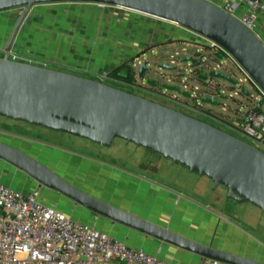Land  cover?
I'll list each match as a JSON object with an SVG mask.
<instances>
[{"label": "water", "instance_id": "obj_1", "mask_svg": "<svg viewBox=\"0 0 264 264\" xmlns=\"http://www.w3.org/2000/svg\"><path fill=\"white\" fill-rule=\"evenodd\" d=\"M94 3L122 8L179 25L225 49L264 92V42L241 22L204 0H0V12L24 8L7 53L0 56V117L82 138L103 147L116 139L144 148L224 187L227 198L250 203L264 212V151L207 122L163 104L105 84L98 79L43 64L9 59L13 41L35 6ZM185 59L184 62H188ZM147 61L139 75L146 73ZM163 69H175L165 63ZM237 85L228 74L213 70L208 78ZM217 87V86H216ZM169 93L186 98L180 86L164 83ZM201 104L220 106L216 89L207 86ZM220 91V89H219ZM249 97L242 86L240 92ZM220 100L229 99L222 95ZM0 160L26 173L92 212L139 230L204 259L223 264H264L206 245L85 192L36 157L0 140Z\"/></svg>", "mask_w": 264, "mask_h": 264}, {"label": "crops", "instance_id": "obj_2", "mask_svg": "<svg viewBox=\"0 0 264 264\" xmlns=\"http://www.w3.org/2000/svg\"><path fill=\"white\" fill-rule=\"evenodd\" d=\"M100 7L104 6L94 3L35 6L17 35L15 47H22L21 50L31 54L87 71L100 79L106 62L111 60V55L99 54L98 48H80L79 45L89 42L90 38L75 30V24L57 25L58 22H63L64 18L82 17L83 14L87 17L86 20L92 19L93 14L90 11L94 12ZM47 12L56 17L55 25L50 26L52 29L59 30V26L73 28L72 31L66 30L71 33L68 35L66 32L68 39L64 40L61 34L55 40H52L53 36L38 37L37 31L42 30L43 14ZM19 20L20 18L15 19L9 26H0V47H7L10 35ZM71 21L73 23V20ZM51 40L57 47L49 51L47 47ZM40 46L42 48H39ZM90 53L93 56H90ZM13 142H16L17 148L36 157L79 189L109 204L197 242L264 262V212L260 210L263 214H258L251 208L255 207L252 204H240L228 199L227 189L224 187L225 190H220L219 194V190L213 189V182L205 176L191 172L155 153L152 156L147 154L150 169L135 170L82 153L54 147L46 148L43 144L36 145L23 137L14 136ZM135 151L138 152L137 149ZM0 183L25 194L39 192L41 201L55 207L64 215L91 225L130 247L143 249L159 259L174 264L211 262L100 216L63 194L41 186L26 173L3 160H0Z\"/></svg>", "mask_w": 264, "mask_h": 264}, {"label": "rangeland", "instance_id": "obj_3", "mask_svg": "<svg viewBox=\"0 0 264 264\" xmlns=\"http://www.w3.org/2000/svg\"><path fill=\"white\" fill-rule=\"evenodd\" d=\"M24 10V8H18L2 12L0 26H9L13 24L15 19L18 20L21 18ZM85 11L86 10H82V12ZM87 13H89V11H87ZM90 13L93 14L92 19L86 20L87 17L85 14H83L82 17L76 18L74 16H69V19L64 18L63 22H58L57 25L66 23L75 24V30L81 32V35H86L90 38L89 42L87 41L85 44L79 45L80 48L84 50H88L89 48L96 50L98 48L99 54L105 56L111 55L112 58L123 57L124 55L120 54L122 51L125 52L126 55H130L137 53L140 49L146 48L149 45H151L150 47L156 45L157 47L155 49L144 56L150 63V69L152 71L147 74V77H157L160 78L159 80L165 79V81H175V84L182 88L187 87L193 92H201V94L205 92L204 90L206 88L202 86L197 75L194 74L196 71L194 66L188 62H184L185 56L193 54L196 50L204 51V48L201 47V42H205L203 39L204 37L185 30L175 23L127 9L104 6L94 12L90 11ZM55 18V15L51 12L43 14V22H41L42 30L37 31L39 34L38 37L44 35L53 36L52 40H55V38L61 34L64 40L68 39V35L71 33L66 30L72 31L73 28L66 29L64 27L60 28L59 26V30L52 29L50 26H53L51 24L55 23ZM71 20H73V23H71ZM156 35L157 39L153 40V37ZM52 40L50 41L51 44L47 47L49 51L57 47L52 43ZM160 41H164V43ZM13 48L15 50L22 49V47L16 48L15 46ZM39 48H42V46ZM47 49L45 52L48 51ZM0 56L3 55L0 53ZM90 56H93V54L90 53ZM87 59L90 60L89 58ZM227 62L234 70L236 77L244 80L245 75L242 71L237 69L235 61L229 58ZM160 63L177 66V70L173 72L168 69H163L160 67ZM215 63L214 60H211L207 70H212L214 68L221 70ZM221 71H223V68ZM157 74L161 76H157ZM80 75L88 76L86 74ZM214 81L215 83L222 82L226 84L224 80L215 79ZM215 83H213V85L216 88L217 83ZM243 84L250 89L251 93L254 92L249 82L243 81ZM192 87H194V89ZM170 94L176 96V93ZM253 97H258V95L253 94ZM260 99L261 98H258V101H260ZM221 102L224 104L213 107L214 111L223 113L236 124L241 123V114L245 113L248 108L252 106V100L250 98H246L237 93L231 94L229 99L221 100ZM206 107L209 108L211 106L208 105ZM14 136L30 139V141L36 145L43 144L47 146L46 148L54 147L70 152L82 153L90 157L104 159L135 170H148L151 168L147 154L152 156V152L137 147L134 144H127V142L120 139H116L110 147H103L82 138L0 117V140L5 141L13 147H17L16 142H13ZM135 149H137V153ZM216 190H219L218 192L221 194L220 190L225 189L220 186L215 189V191ZM248 206L251 207V205ZM251 208L256 213L263 214L262 211L258 208L256 209V207Z\"/></svg>", "mask_w": 264, "mask_h": 264}, {"label": "built area", "instance_id": "obj_4", "mask_svg": "<svg viewBox=\"0 0 264 264\" xmlns=\"http://www.w3.org/2000/svg\"><path fill=\"white\" fill-rule=\"evenodd\" d=\"M204 1L233 16L264 42V0ZM212 43L231 57L221 46ZM9 59L23 61L12 54ZM240 69L245 78L238 79L237 92L241 91L242 86H246L243 81L249 82L254 92L251 93L246 86L250 93L246 98L252 100V106L241 114L240 124L232 122L223 114L219 121L225 132L264 151V92L241 67ZM98 80L127 91L123 84H112L115 81L106 76ZM253 94L258 97H253ZM258 98H261L260 101ZM0 264L174 263L151 256L143 249L130 247L91 225L64 215L41 201L39 192L25 194L0 183ZM210 264L223 263L211 261Z\"/></svg>", "mask_w": 264, "mask_h": 264}, {"label": "flooded vegetation", "instance_id": "obj_5", "mask_svg": "<svg viewBox=\"0 0 264 264\" xmlns=\"http://www.w3.org/2000/svg\"><path fill=\"white\" fill-rule=\"evenodd\" d=\"M14 29L8 40L7 47L10 44V41L12 39ZM16 38L13 41L9 56L12 54L13 56H16L17 58L23 61H27V62L34 63V64H43L51 68H56L58 70L69 71V72H73L77 74H86L88 75L87 77L99 79L98 77H96V75H93L87 71H83L81 69H74L65 64L59 63V62H53L42 56L31 54L29 51H23L21 49L15 50L13 47L16 46ZM156 39H157V35L153 37V40H156ZM203 39L205 40V42H201V47L204 48V51L196 50L193 54H189L185 56L186 57L185 59H189L188 63L192 64L194 68L196 69L194 74L197 75L198 80H200V83L202 84V86L203 87H207L211 85L214 86L213 85V83H215L214 78L209 77L208 79H205L206 77L209 76L210 72H212L213 70L226 73L230 77H232L234 80H237L238 82V78L236 77L234 70L229 66L227 62L228 59L231 57L227 55L225 52L221 51L217 46L213 45L211 41L205 38ZM160 42L164 43V41H160ZM156 43H153V44H156ZM150 46L151 45L147 46L146 48L140 49L137 53L130 54V55H126V53L122 51L120 52V54H123L124 56L121 58L111 57V60L107 61L104 66L105 70L103 74H101V78L106 76L111 81H115V82H112V84L113 83L118 84V85L123 84L125 86V89L129 93H132L137 96L143 97L145 99L157 102L159 104H163L169 108L182 112L186 115L192 116L204 122H211L213 125L224 130V126L219 121L220 119L223 118L224 114L215 112L214 109H211V108L209 109L205 105L201 104L203 94L205 93L201 94V92H193L192 90L186 87L183 89H185L187 92L191 94L190 98H186L178 93H176V96H173L169 92H166V90L162 88V85L164 83L176 85L175 81H167V80L165 81V79L159 80L160 78H157V77H153V78L147 77V74L151 73L152 71L150 69V63L146 60V58H144V56H146L151 50L157 47L156 45L152 47ZM7 47L6 48L0 47V53L2 55L4 53H7ZM144 60L147 61L146 73L144 76H140L139 75L140 64ZM211 60H214L216 62L215 64L218 67H220L221 70L223 68V71H221L218 68L207 70ZM161 64L162 63H160V65ZM168 66H172V65H168ZM173 67L175 69H172V70L168 69V70L175 72L177 70V66H173ZM236 67L237 69L241 71L237 63H236ZM114 70L117 73V77H113L107 74L108 72H111ZM158 75L161 76L160 74H157V76ZM224 81L226 84H223L222 82H216L217 83L216 88L220 89V91L219 89L218 90L216 89V95L218 97V102L220 105L224 104L221 102L219 98L220 96L227 95L230 98L231 94L237 92L238 83L237 85H233L226 80ZM170 82H173V83H170ZM192 88L194 89V87ZM217 116H220L221 118Z\"/></svg>", "mask_w": 264, "mask_h": 264}, {"label": "trees", "instance_id": "obj_6", "mask_svg": "<svg viewBox=\"0 0 264 264\" xmlns=\"http://www.w3.org/2000/svg\"><path fill=\"white\" fill-rule=\"evenodd\" d=\"M107 74L110 75V76H113V77H117V73H116L115 70L111 71V72H108Z\"/></svg>", "mask_w": 264, "mask_h": 264}]
</instances>
